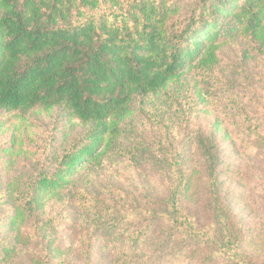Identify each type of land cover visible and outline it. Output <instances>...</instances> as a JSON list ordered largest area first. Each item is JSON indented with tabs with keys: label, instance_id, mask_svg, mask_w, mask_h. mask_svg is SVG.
Returning <instances> with one entry per match:
<instances>
[{
	"label": "trees",
	"instance_id": "obj_1",
	"mask_svg": "<svg viewBox=\"0 0 264 264\" xmlns=\"http://www.w3.org/2000/svg\"><path fill=\"white\" fill-rule=\"evenodd\" d=\"M240 38L264 52V0H0V109L60 108L87 128L52 170L40 168L27 177L12 225L28 213L42 223L37 211L70 190L82 170L119 160L161 173L167 194L134 202L136 209L127 213L101 192L81 188L80 203L109 235L115 264H148L167 259V252L184 261L183 251L173 248L180 240L213 244L215 256L235 251L240 264H247L226 208H215L226 235L221 242L183 209L184 193L194 184L188 145L148 141L129 121L136 97L157 95L189 71L210 85L222 49ZM236 110L244 121L253 119L244 107ZM193 140L218 202L215 135L197 133ZM127 215L137 230L128 229ZM157 223L166 225L163 236L146 239ZM149 243L154 250L148 255Z\"/></svg>",
	"mask_w": 264,
	"mask_h": 264
},
{
	"label": "rangeland",
	"instance_id": "obj_2",
	"mask_svg": "<svg viewBox=\"0 0 264 264\" xmlns=\"http://www.w3.org/2000/svg\"><path fill=\"white\" fill-rule=\"evenodd\" d=\"M221 55L210 85H204L202 75L189 71L157 95L136 97L129 121L135 133L148 141L188 145L186 164L194 173V184L184 193V211L221 242L226 235L219 231L215 209L219 203L229 214L228 224L237 232L247 264H264V52L240 38L227 44ZM236 107H244L253 119L237 117ZM247 126L249 131L239 129ZM86 130L60 108L27 113L0 109V264H115L109 235L90 220L80 203L81 188L101 192L104 200L127 213L136 209L134 202H154L167 194L164 176L152 167L109 161L92 172L82 170L70 190L47 200L37 211L42 223L28 213L12 225L26 180L40 168L52 170L55 160ZM197 133L215 135L218 143V202L211 198L209 178L191 146ZM125 219L131 221L128 215ZM137 228L131 221L128 229ZM165 229L157 223L146 239L162 237ZM125 231L123 227L118 232ZM149 244L148 255L154 250ZM209 244L180 240L173 248L183 251L184 261L167 252V259L148 264H240L235 251L227 257L215 256L214 245Z\"/></svg>",
	"mask_w": 264,
	"mask_h": 264
}]
</instances>
